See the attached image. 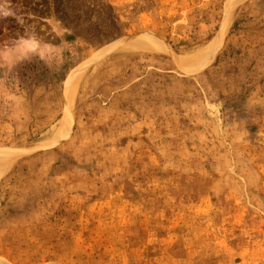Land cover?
I'll list each match as a JSON object with an SVG mask.
<instances>
[{"label": "rangeland", "instance_id": "1", "mask_svg": "<svg viewBox=\"0 0 264 264\" xmlns=\"http://www.w3.org/2000/svg\"><path fill=\"white\" fill-rule=\"evenodd\" d=\"M11 2L0 264H264V0Z\"/></svg>", "mask_w": 264, "mask_h": 264}, {"label": "bare ground", "instance_id": "2", "mask_svg": "<svg viewBox=\"0 0 264 264\" xmlns=\"http://www.w3.org/2000/svg\"><path fill=\"white\" fill-rule=\"evenodd\" d=\"M226 21H227V18L225 17L224 21L222 22L220 32H222L225 29ZM146 43L147 42H144V41L138 43L139 45L143 44V46H139L138 48L152 49L150 47H146V45H145ZM217 44H218V41L216 39H214L210 45H208L205 48L200 49V50H198L192 54H189L185 57H182L181 59H179V62L181 64H183V67H185V70L194 71V70L202 67L207 62V60L211 57V54L214 51V48L217 46ZM74 79H75V75L73 74V75L69 76V79L67 82L68 89H70L71 91L73 90V88L75 86ZM57 134L60 135V133H57ZM57 134H56V136H57ZM251 201L254 204L259 206L260 211H262L263 215H264V193L262 194V198L256 197V199L253 198Z\"/></svg>", "mask_w": 264, "mask_h": 264}, {"label": "built area", "instance_id": "3", "mask_svg": "<svg viewBox=\"0 0 264 264\" xmlns=\"http://www.w3.org/2000/svg\"><path fill=\"white\" fill-rule=\"evenodd\" d=\"M12 3L11 0H0V7H4L3 5H6L5 7H8L7 4Z\"/></svg>", "mask_w": 264, "mask_h": 264}]
</instances>
